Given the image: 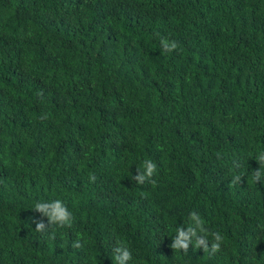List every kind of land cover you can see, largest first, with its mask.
Here are the masks:
<instances>
[{
  "label": "trees",
  "instance_id": "trees-1",
  "mask_svg": "<svg viewBox=\"0 0 264 264\" xmlns=\"http://www.w3.org/2000/svg\"><path fill=\"white\" fill-rule=\"evenodd\" d=\"M259 157L264 0H0V264H264Z\"/></svg>",
  "mask_w": 264,
  "mask_h": 264
},
{
  "label": "clouds",
  "instance_id": "clouds-1",
  "mask_svg": "<svg viewBox=\"0 0 264 264\" xmlns=\"http://www.w3.org/2000/svg\"><path fill=\"white\" fill-rule=\"evenodd\" d=\"M161 44L163 45L164 50L168 52H171L178 47L176 41H172L171 43H169L166 40H162ZM258 159L264 162V157H259ZM155 170L156 165L151 161H146L145 171L141 173L139 170H137L140 174L135 176L134 179L139 184H143L147 178H150L153 175ZM258 178L259 172H257V179ZM91 179L94 180L95 177L93 176L91 177ZM236 179L239 180V177H237ZM35 212L41 213L43 217H47L48 226L58 225L60 227H63L65 225H70V222L72 220V214L68 211L67 207L60 200H55L51 202H38L35 204ZM192 218L197 219L196 213H192ZM33 222L36 224V231L42 232L45 230L46 224L43 222L42 219L40 221ZM197 226L200 227L201 233H204L206 231L202 226H200L199 221ZM195 235L196 232L191 227L188 229L187 232H185L182 228H178L177 235L175 236L171 247L176 250H183L184 252H187L190 237ZM212 236L214 238V242L211 244V251L215 253L220 249L222 237L219 233H212ZM195 245L199 248H201V246L203 245V250L208 251L206 236H203V238L196 239ZM80 246L81 245L78 241L73 243V247L75 248H79ZM114 251L116 253V255L114 256L116 264H127V262L132 260V253L127 246L121 244L117 246Z\"/></svg>",
  "mask_w": 264,
  "mask_h": 264
}]
</instances>
